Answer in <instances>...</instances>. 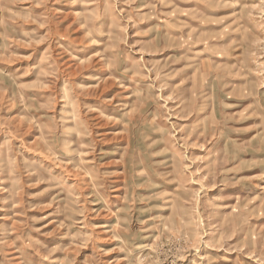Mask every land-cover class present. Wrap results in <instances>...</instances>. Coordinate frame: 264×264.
Here are the masks:
<instances>
[{
	"label": "rangeland",
	"instance_id": "obj_1",
	"mask_svg": "<svg viewBox=\"0 0 264 264\" xmlns=\"http://www.w3.org/2000/svg\"><path fill=\"white\" fill-rule=\"evenodd\" d=\"M0 264H264V0H0Z\"/></svg>",
	"mask_w": 264,
	"mask_h": 264
}]
</instances>
